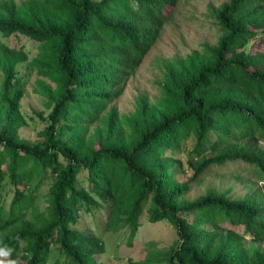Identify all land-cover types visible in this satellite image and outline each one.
I'll use <instances>...</instances> for the list:
<instances>
[{"label": "trees", "instance_id": "obj_1", "mask_svg": "<svg viewBox=\"0 0 264 264\" xmlns=\"http://www.w3.org/2000/svg\"><path fill=\"white\" fill-rule=\"evenodd\" d=\"M179 2L0 0V32L23 35L54 50L53 58L31 64L56 84L53 89L42 82L38 91L52 108L44 141L21 142L24 89L16 68L28 56L0 46L5 72L0 184L8 174L17 187L9 207L0 205V248L11 249L8 260L48 264L56 246L67 264H102L104 232L128 228L132 239L151 204L153 223L167 220L177 229L179 241L168 264H264V251H250L243 236L264 243V50L258 44L245 50L264 36V0L226 3L217 14L224 33L219 45L202 64L191 63L195 53L185 65L170 69L162 111L153 113L144 99L129 137L117 107L111 106L98 133L105 138L100 149L85 147L88 127L123 94L160 38L168 9ZM191 137L199 161L190 164L189 184L210 168L239 161L249 167L254 188L242 200L212 191L192 202L183 200L189 185H181L170 171L181 162L164 159L163 153ZM83 173L87 188L80 187ZM47 176L48 207L44 212L34 208L31 218L36 197L26 188L34 182L39 188ZM105 206L103 232L82 230L81 215ZM226 223L241 227L243 234L224 227Z\"/></svg>", "mask_w": 264, "mask_h": 264}, {"label": "rangeland", "instance_id": "obj_2", "mask_svg": "<svg viewBox=\"0 0 264 264\" xmlns=\"http://www.w3.org/2000/svg\"><path fill=\"white\" fill-rule=\"evenodd\" d=\"M24 1L27 0H15L17 4H22ZM229 1L180 0L176 7L168 9L169 21L164 25L160 38L145 56L135 75L128 81L123 94L104 110L99 120L88 127L85 147L100 149L101 142L105 138L100 139L98 133L104 127V118L111 106L117 107L119 117L126 124V134L129 137L134 126L137 125L136 122L139 119L137 115L144 99L150 106L149 110L155 111L153 113L162 111L166 93L164 87L170 69H178L181 65H185L195 53H198V56L195 55L191 63L199 65L203 63V60H208L206 57L211 55V49L219 45L224 35L217 14ZM255 44H258V49L264 50V36L250 41L245 48L246 52H249ZM1 45H6L17 52L23 51L28 56V61L19 64L16 68V77L24 89L20 109L25 120V125L19 129L18 133L21 142L31 145L42 143L50 123L52 108L47 107V99L38 91L41 89L42 82L50 84L53 89H56V84L50 78L41 76L39 69L31 63L39 58L41 60L53 58L54 50H50L46 44H40L23 35L5 36L0 32ZM4 78L5 72L0 65V91ZM195 145L196 140L191 137L178 148L167 147L163 153L164 159L181 162V165L174 163L170 171L181 185H189V191L183 200L192 202L210 191L218 195H227L234 200H242L254 188L255 180L250 177L249 167L239 161L210 168L200 179L189 184L192 178L190 164L199 161L194 154ZM262 147L264 148V142ZM86 177L85 173L81 174L80 187H88ZM50 178L47 176L39 188H36V182L30 188H26L29 195L36 197L29 212L31 218L35 216L34 208L38 207L40 212H44L48 207ZM20 185L18 187L23 188ZM16 188L7 174L0 184V205L9 207L15 197ZM150 205L146 207L141 218V226L132 239H130L128 228H123L119 232H104L106 252L101 256L102 264H168L167 256L179 241L177 229L167 220L153 223L149 211ZM108 210L109 208L105 206L104 210H96L92 214L83 213L79 224L81 229L88 233L101 234L105 228ZM187 218L191 220L192 216ZM224 227L234 228L238 233L243 234L241 227L236 228L227 223ZM208 228L211 227L208 226ZM243 236L244 244L250 251L255 248L264 251V243L256 242L251 235ZM48 264H67L66 257L56 246L52 249Z\"/></svg>", "mask_w": 264, "mask_h": 264}, {"label": "clouds", "instance_id": "obj_3", "mask_svg": "<svg viewBox=\"0 0 264 264\" xmlns=\"http://www.w3.org/2000/svg\"><path fill=\"white\" fill-rule=\"evenodd\" d=\"M11 255V249L0 248V264H16L15 261L8 260L7 257Z\"/></svg>", "mask_w": 264, "mask_h": 264}]
</instances>
